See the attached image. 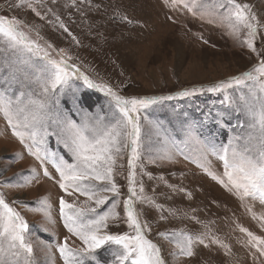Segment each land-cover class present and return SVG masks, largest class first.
<instances>
[{"label": "snow or ice", "instance_id": "1", "mask_svg": "<svg viewBox=\"0 0 264 264\" xmlns=\"http://www.w3.org/2000/svg\"><path fill=\"white\" fill-rule=\"evenodd\" d=\"M49 2L55 4L56 0H19L10 7H26L41 20L52 13L59 27L72 36L59 15L48 7ZM163 3L175 13H186L193 20L224 29L225 34L238 41L245 32L240 46H246L258 62L248 71L207 88L185 89L159 97L124 96L108 83L94 82L79 66L70 63L73 57L69 52L46 40L38 26L0 16V116L28 155L39 161L43 177L53 181L63 193L59 197V217L68 235L62 242L44 246L45 264H54L53 247L63 264H104L102 251L110 254L107 264H169L162 247L148 238L151 225L142 219L144 213L136 207L138 203L155 206L140 179L144 175L143 161L175 163L178 155L188 159L181 144L200 141L197 125L185 127L178 142L162 124L149 118L148 110L165 101L191 98L198 93L222 97L221 106L235 114L233 134L226 144L198 148L201 160L193 162L242 202L251 199L264 206V55L255 43L259 37L264 48V21L258 18L252 5L238 0H163ZM40 9H46V13L42 14ZM74 81H83L87 88L104 94L108 107L103 115L82 106ZM69 92L72 107L66 110L61 100ZM53 139L67 158L50 150ZM208 155L222 162V174L207 166ZM125 159L126 174L122 171ZM118 177L126 180L123 186L126 192L122 191ZM33 182H39L35 169L22 183L0 181V189H23ZM16 203L13 199L10 204L0 191V264H38L29 224L13 207ZM41 203V208L33 210L41 212L47 223L55 224L52 205L47 199ZM121 208L122 213L118 211ZM248 211L252 212L251 206ZM169 215L174 217L176 212L169 210ZM122 224L127 231H112ZM203 227L207 229V225ZM240 231L248 237L246 246L255 249L251 253L253 259H257V253L264 257V239L243 227ZM159 236L177 250L169 254L176 264L183 258L196 256L199 245L216 244L228 249V245L211 235L210 229L196 234L184 230L161 232ZM72 238L80 244L73 247L69 243Z\"/></svg>", "mask_w": 264, "mask_h": 264}, {"label": "rangeland", "instance_id": "2", "mask_svg": "<svg viewBox=\"0 0 264 264\" xmlns=\"http://www.w3.org/2000/svg\"><path fill=\"white\" fill-rule=\"evenodd\" d=\"M238 2L252 5L258 18L264 21V0ZM18 3L19 0H0V16L38 26L46 40L69 52L73 57L70 63L79 66L94 82L108 83L124 96L159 97L175 95L185 89L207 88L248 71L258 62L255 54L246 46H240L245 32L238 41L225 34L222 28L193 20L186 13L181 15L171 11L164 6L163 0L49 2L48 7L59 15L76 40L59 27L52 13H47L46 19L41 20L26 7H10ZM40 10L42 14L46 13V9ZM32 35L35 37V33ZM255 43L264 55L259 37ZM74 84L79 89L76 96L85 109L102 115L107 111V98L102 92L87 88L83 81H74ZM221 98L219 94L198 93L191 98L165 101L147 112L152 121L162 124L178 142L183 138L185 127L199 126L200 144L194 141L187 146L181 144L188 159L178 155L175 163L158 161L155 164L145 159L142 165L144 175L140 179L144 192L154 200L155 206L138 203L136 207L143 211L142 219L151 225L148 238L162 247L169 264H176L169 254L177 250L173 244L161 239L159 233L184 230L196 234L208 229L212 236L228 245L230 252L216 244L199 245L196 256L183 258L179 264H260L264 261L258 253L257 259H253L251 253L255 249L246 246L248 237L240 231L243 227L264 239V220L261 219L264 206L251 199L242 202L193 162L201 160L198 148L226 144L233 134L235 114L221 106ZM61 104L66 110L72 107L71 92L62 98ZM49 148L67 158L64 149L54 139ZM124 163L122 171L126 174V159ZM207 166L217 174L223 172L222 162L212 155L207 156ZM48 167L54 173L51 165ZM33 169L39 174V182L23 189L0 191L5 193L10 204L13 199L17 201L13 207L29 224L38 264H45L47 252L44 246L62 242L68 235L59 217V197L63 193L58 185L43 177L39 161L28 155L27 149L16 140L0 116V181L22 183ZM118 183L126 192L123 187L126 180L118 177ZM44 199L52 205L55 224L47 223L41 212L33 210L41 208ZM248 206L252 212L248 211ZM169 210L175 211L176 216H170ZM118 211L122 213V208ZM203 225H207V229ZM112 231L123 232L127 228L122 224ZM69 243L73 247L80 244L74 238ZM51 255L54 264H63L55 247ZM101 259L107 264L110 254L102 251Z\"/></svg>", "mask_w": 264, "mask_h": 264}, {"label": "bare ground", "instance_id": "3", "mask_svg": "<svg viewBox=\"0 0 264 264\" xmlns=\"http://www.w3.org/2000/svg\"><path fill=\"white\" fill-rule=\"evenodd\" d=\"M173 30V29H172Z\"/></svg>", "mask_w": 264, "mask_h": 264}]
</instances>
